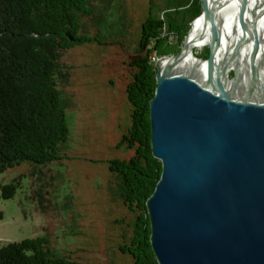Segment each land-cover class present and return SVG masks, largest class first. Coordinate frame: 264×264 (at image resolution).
Returning <instances> with one entry per match:
<instances>
[{
  "label": "water",
  "instance_id": "water-1",
  "mask_svg": "<svg viewBox=\"0 0 264 264\" xmlns=\"http://www.w3.org/2000/svg\"><path fill=\"white\" fill-rule=\"evenodd\" d=\"M228 1L201 0L209 57L199 61L207 79L178 70L188 36L156 68L151 148L162 174L146 209L158 264H264V90L257 70L258 100L239 95L241 73L228 84L249 32L259 46L257 25L247 0H239L243 36L218 60V15Z\"/></svg>",
  "mask_w": 264,
  "mask_h": 264
},
{
  "label": "trees",
  "instance_id": "trees-1",
  "mask_svg": "<svg viewBox=\"0 0 264 264\" xmlns=\"http://www.w3.org/2000/svg\"><path fill=\"white\" fill-rule=\"evenodd\" d=\"M100 1L0 0V175L25 166L34 177L71 159L64 88L73 68L64 56L83 45L107 46L105 37L94 35L86 24L102 22ZM163 33L164 23L149 14L129 64L134 70L126 90L131 121L117 147L134 155L109 161L108 170L117 179L113 195L132 220L120 223L124 235L114 243L113 261L104 264H158L146 208L162 174L151 148L150 102L157 88L153 55L163 48ZM22 181L1 186L0 199L13 200ZM74 254L60 255L43 236L2 246L0 264H85Z\"/></svg>",
  "mask_w": 264,
  "mask_h": 264
},
{
  "label": "rangeland",
  "instance_id": "rangeland-1",
  "mask_svg": "<svg viewBox=\"0 0 264 264\" xmlns=\"http://www.w3.org/2000/svg\"><path fill=\"white\" fill-rule=\"evenodd\" d=\"M97 4L102 22L86 24L94 35L99 32L105 37L107 46L83 45L64 56L73 68L64 88L70 103L66 154L71 159L34 177L25 166L0 175V187L23 180L22 190L13 200L0 199V248L45 236L60 255L75 253L78 263L104 264L113 261L114 243L132 220L113 195L117 179L109 172L108 162L134 155L117 146L131 121L126 90L134 73L129 64L141 26L149 14L164 23L163 48L153 55L157 68L160 60L179 53L193 23L202 15V2L103 0ZM198 57L206 62L209 50L205 48ZM233 76L232 72L230 79Z\"/></svg>",
  "mask_w": 264,
  "mask_h": 264
},
{
  "label": "bare ground",
  "instance_id": "bare-ground-1",
  "mask_svg": "<svg viewBox=\"0 0 264 264\" xmlns=\"http://www.w3.org/2000/svg\"><path fill=\"white\" fill-rule=\"evenodd\" d=\"M215 0H209L212 4ZM249 11L253 12L254 16L250 14V20L257 25V40L259 46L250 38L251 32L248 33L249 41L243 47L241 56L237 65H232L228 71V75L233 72L242 74L241 86L239 88V95L250 96L252 100L260 99L254 82L253 74L257 70V78L264 90V0H247ZM250 12V13H251ZM243 17L241 14L240 1L229 0L220 8L218 15V25L221 33V46L217 51V59L221 60L223 56H230L233 49H235L239 40L244 33ZM203 17H199L192 26V31L186 40L187 50L186 57L179 66L178 70L189 72L195 71L197 75L206 78L207 69L206 63H203L198 55L209 47V38L203 34ZM166 62L162 63V67ZM258 66V67H257ZM207 79V78H206ZM234 80L229 79L230 85Z\"/></svg>",
  "mask_w": 264,
  "mask_h": 264
}]
</instances>
